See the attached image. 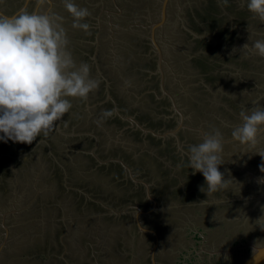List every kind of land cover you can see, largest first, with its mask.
Returning <instances> with one entry per match:
<instances>
[{
	"label": "rangeland",
	"instance_id": "1",
	"mask_svg": "<svg viewBox=\"0 0 264 264\" xmlns=\"http://www.w3.org/2000/svg\"><path fill=\"white\" fill-rule=\"evenodd\" d=\"M7 1L8 0H0V9L9 11V13L6 14L9 15L15 12L24 0H11L12 4L9 5ZM110 1L115 7L107 0L75 1L79 7L89 10L90 16H88L89 18L87 20L93 22L92 19H96L94 21L96 28L94 31L96 33L92 41L93 47L88 48L89 45L82 44V42L78 44L86 48L87 51L85 53L95 67L94 74L98 77H102L103 91L107 90L111 92V84H113L118 95L126 99V94L122 92L126 88L128 92H133L135 94L136 99L138 98L136 101H133L132 107H142L148 104L149 94H153L154 97L163 102L166 101L167 104L164 105L162 103L161 107L159 106V108L165 107L166 113L163 111L165 108L163 110L157 108V110H161V112L154 117L155 120L161 118V127L163 125H168V123L172 121V117H174L173 113H179V115L175 117L177 124H174L172 128L167 131L170 132L174 130L173 128L182 121V125L179 129L181 132L180 141L176 137L175 141H172V138H169V136L172 135H163L165 132H160V130H158L159 132H157V135L161 137L165 145L166 155L164 156L166 160L169 161L178 175L180 173L182 176L181 180L184 179L182 173L188 175L192 174V170L188 173L189 168L187 167V163L184 164L185 162L183 159L185 157L188 160V148L190 145L202 142L199 132L205 131L209 133L214 129H218L222 133L223 152L221 155L223 164L220 166L219 170L224 174L226 180L231 179V181L227 188L221 189V197L214 203L216 206L219 205L221 209H213L207 216L199 217L196 214L199 208L194 207V205L197 206V204H191L189 199L184 200L189 203L185 204V202H181L178 197H174L170 201H167L166 195L168 193L162 194L161 196L157 194L161 199L159 200L155 212L163 211L168 208V218H170L168 239L171 240L173 246L174 244H179V246H176L173 260H179V254H183L186 259L188 258L191 260L190 264H238L240 261L249 257L253 253L255 247L260 248L264 245V201H262L264 200V184L258 182L261 178H264V173L259 172L260 177L256 174L260 165L258 162H262V158L257 155V153L264 152V131L258 135L257 143L254 146L242 145L234 141L231 135L233 131L232 127L242 122L239 119L225 117L221 110L222 108L226 110L229 109L225 100L226 98L231 101L241 99V109L235 111L238 112L237 115L240 117L241 111H247L256 107V103H258L260 98H254V90H261V92L259 91L257 93V96L261 95V97H263L261 100L264 99V58H260V56L257 57L258 55L251 49L253 42L256 40H264V38L257 39L250 36L249 33L250 31H254L257 35H263L264 21L263 23H259V25L256 21H254L253 24L246 23L244 25H236L241 28L243 32L248 31L249 34H239L243 37L241 40L231 39L221 43L222 46L219 52L220 54L222 53L223 56L235 55L236 52H239L241 54L240 58L244 56L245 59L251 58L252 60L247 66L241 63L242 59L228 62L223 61L220 63L221 68H218L221 71H225L226 75H229L227 78L234 77L238 81L235 80V83L240 88V91L238 88H233L236 86L235 84H230L224 80L216 82V86L213 88L205 83L211 90H208V95H205L203 101H200L197 97H200L201 94L197 88L200 86L198 83L204 78L198 75L197 69L193 67L191 62L193 58L191 52L194 47L192 43L193 39L191 36L186 38L184 33L185 31L189 32L191 29L190 20H192V16L190 14L188 15L187 6L194 4L195 0H172L166 7V9L168 8L166 21L164 20L162 25L158 27L155 25L160 21L159 15L161 13L163 0H125L123 4H121L122 0ZM229 2L233 6L239 5L241 7L247 4V0H229ZM36 3L37 0L31 1L28 11H33ZM171 4L174 5L172 8L169 7ZM39 8L40 13L52 15L54 19L59 18L56 22L59 23L66 32L71 31L69 32L71 36H73V32L74 34L76 33L74 30L68 28L70 27L68 23L72 21L73 17L64 7L63 0H52L51 10L45 2L39 5L38 9ZM221 8L225 15H229V10L227 8L223 5H221ZM124 11H126V15ZM94 13L97 14L95 15ZM102 21H104L106 27H104V32L100 33L98 28L101 27ZM85 37H87V35H85ZM193 37H204L213 40V42L220 43L215 40L216 38L213 37V34L208 35L207 33H203L202 35H198L195 33ZM246 42L249 44V47L243 48ZM149 60H152V65L155 67L154 72L150 73V76H157V80L155 81L157 84L155 86V82L152 81L151 78H140L138 75L139 72H143L147 69ZM159 61H161L160 67L162 74L156 72ZM145 82L149 85V89L142 90V85ZM160 86L164 91L163 94ZM107 97V92H104L102 101L106 102L108 99ZM224 97L226 98L223 99ZM112 98L113 95L110 94V99ZM76 99L78 100V97ZM242 100L244 103H242ZM191 102H194V105H192ZM205 102H208V104H205ZM87 107L91 108L90 105ZM258 107H264V100L259 102ZM170 110H173V112L169 115L168 113ZM87 112L92 111L87 110ZM229 112L234 116L232 109H229ZM68 113L64 114V118L62 117L63 119H59L54 123L52 130L47 136L41 134L33 144L14 143L9 140L6 143L2 141L4 145L1 146L2 143L0 142V154L9 156L14 160V167L21 171L17 176V180H21L22 178V186L19 187L20 181L16 182L15 186V188L17 187V190L20 191V196L18 198L15 197V200L11 201V203H14L13 206H10V209H12V207L15 208L13 211L17 212L19 210V216H16V219H19L17 222L18 228L15 226L14 228L17 229H14L13 232L20 230V233L13 238L16 244L7 245L0 250V264H38L41 259L38 258L39 256H36V259H34L35 256H32L31 250L33 248H29L27 243L29 239L33 238L37 241L36 239L39 238V231L42 230L41 228H47L49 231L51 230V234H53L55 230L53 241H56L58 238L60 241L61 233L64 231L66 235V231H68V220L73 222L72 227L74 229H80L81 227L84 229L82 231L83 236L77 238V251L69 249L65 251L70 253L69 255L72 257L73 264L75 261L77 263L80 262L79 259H82L81 264H100L98 257L102 254V251L106 252L100 249V247L97 248L98 246L90 247L83 244L85 240L84 236L89 233V227L91 228L93 222L96 220H79L78 218L80 217L82 208L80 206L77 207L75 202L73 201L72 203L68 197L63 196L65 198H61L62 200L59 199L58 201L60 203L56 206L54 196H59L61 190L58 186L59 182L57 179H54V175L51 174L53 172L51 167L53 166L52 163H50L51 158L50 160L48 158L49 151H51V155H62L64 158L69 156L73 163L69 162L67 159H62V163L78 167L82 172L81 176L83 180L91 181L94 184L99 178H103L102 172L97 174L93 173L92 170L95 168L89 170V165L86 164L87 161L77 155L80 151L90 150L86 149L88 147L87 143L81 142V144H78L80 142H78L74 138L73 133H71V128L76 126V124L72 127L67 124L71 121ZM216 121H218V123H216ZM171 124H173V121ZM217 124H222V126L218 128ZM88 125L90 124L88 123ZM191 128L194 129L189 131L191 135H185L186 129ZM93 129L94 128L85 130ZM191 139L195 140L190 142ZM118 140V144L121 146L122 151H126L127 153L137 150V147L140 145L137 138L132 133L129 135H122ZM167 140H171V142H169V145L166 147ZM171 143L174 146L171 147ZM40 145L43 148H40ZM78 145L84 146V148L81 150L80 148L77 149L76 146ZM162 145L160 146L162 147ZM153 150L160 151L161 149L160 147L154 146ZM15 151H17V153H15ZM71 152H73L72 155ZM68 153L70 155H68ZM148 154L152 155L153 152L147 151V155ZM113 155H115L114 151ZM175 155H178L179 160L173 158ZM147 160L148 159H146V161ZM63 167L65 169V166ZM135 174L136 173L133 172V175ZM157 175L162 179L165 178L164 173L157 171L155 168L147 173L144 180L154 176L156 178ZM73 176L75 175L73 174ZM136 177H138V175H136ZM37 178L40 181L39 183ZM155 178L153 180H155ZM73 182L74 179L72 180V183ZM156 186L160 187V184H156ZM34 187H37L40 191L36 199L27 196L31 193L33 194L31 195L34 196ZM89 187L93 198L97 199V196L102 195V193L98 192L90 183ZM20 188H24L22 192ZM27 188V194H24V190L26 191ZM112 191H114V187ZM136 193L137 192H135V194ZM195 193H198V191H195ZM126 198L127 195L123 197L122 202L125 201ZM189 198L193 200L192 197ZM42 200H44V202ZM97 200H104L107 202L109 197L107 200ZM36 202L38 204H35ZM41 202L43 203L42 205H40ZM8 203H10V200H7L5 203H0V212L2 214L7 213L6 210L9 209ZM93 205L92 203L87 204L88 207H92ZM181 205H190L189 207L186 206L183 210L193 213L197 218L194 216L189 218L185 217L184 220L187 224L183 222L184 225L183 223L179 225V221H183V217L179 216L181 211L179 206ZM231 205L237 207L238 210L235 214L228 215L227 209H229ZM149 207L150 204L147 203L145 209ZM243 207L244 211L241 210ZM174 208L177 210H174ZM99 210H101L98 211L99 213L104 212L100 207ZM112 210L114 209L112 208ZM10 212H12V210H10ZM34 213H37V215L33 216ZM85 217H87V215H85ZM158 217L161 216L158 215ZM56 218H58L57 224H55ZM53 219L55 220L54 223L52 222ZM46 222L48 224L45 226ZM88 224L89 227H87ZM1 226L0 223V243L4 235ZM4 227L7 228L5 225ZM185 228L186 230L184 231ZM179 229L181 233H178ZM70 235L72 236L75 234L71 233ZM8 236L9 234L7 238ZM68 240H70V237H68ZM171 242L169 243L171 244ZM39 243L43 242L40 240ZM49 244L42 249L44 253H40L43 255L44 263L70 264L69 260L64 257V254L61 256L62 260H60V263L59 260H55L54 254L57 256L60 255L59 253L65 250L64 247L59 248L60 246L57 244L51 249L49 248ZM166 248L170 249L167 245ZM193 248L199 254L202 252L200 249H202L207 255V261L204 260L201 254L200 257L197 255V258L193 253ZM182 249H184L186 253L183 252ZM21 251L22 253L24 252V255ZM151 251V248L144 251V262L149 261ZM161 252L164 253L163 250H161ZM120 256L122 258L119 257V259L124 263H141L140 258L142 257L138 250L135 251V243L132 244L129 252L120 253ZM102 258H105V255H103ZM137 261L139 263H137Z\"/></svg>",
	"mask_w": 264,
	"mask_h": 264
},
{
	"label": "clouds",
	"instance_id": "2",
	"mask_svg": "<svg viewBox=\"0 0 264 264\" xmlns=\"http://www.w3.org/2000/svg\"><path fill=\"white\" fill-rule=\"evenodd\" d=\"M223 2L227 5L228 0ZM43 3L37 0V6ZM63 3L73 17L72 27L87 32L90 25L83 21L90 16L89 10L79 7L75 0ZM246 6L252 18L264 21V0H247ZM58 19L26 8L12 16L0 14V141L32 144L41 134L47 136L54 122L70 111L69 97L85 98L98 86L89 77L87 64L75 67ZM248 47V43L243 46ZM251 49L264 58V40L253 42ZM240 118L242 123L233 129L232 139L254 146L264 131V107L241 111ZM222 152V133L218 129L204 134L202 142L188 148L187 167L193 175H203L206 187L201 185L199 190L207 196L227 188L231 181L219 170ZM257 155L262 158L259 171L264 173V152ZM258 182L264 184V178ZM257 256L264 259V250L258 252L255 247L253 258L257 260Z\"/></svg>",
	"mask_w": 264,
	"mask_h": 264
},
{
	"label": "crops",
	"instance_id": "3",
	"mask_svg": "<svg viewBox=\"0 0 264 264\" xmlns=\"http://www.w3.org/2000/svg\"><path fill=\"white\" fill-rule=\"evenodd\" d=\"M147 77L149 79L152 76H150V74H149ZM147 77H145V78H147ZM93 80L98 82V86L96 88L103 87L102 77H98L96 74H94ZM146 86H147V83L143 84L142 90H145ZM95 89L93 91H91V93H89V95L92 94L91 96H93ZM104 92H106V90L103 91L102 96H98V97L95 96L96 98L94 100L92 98L85 100L83 107H84V113L86 116L84 114H82L80 116L81 119L78 121L79 127L74 128L71 126V123H67L69 126L72 127L71 133H73L74 138L78 142H80L78 144H81V142L87 143L88 147L86 149L90 150V151H80V153H78L77 155L82 157L83 159H85L87 161L86 164L89 165L88 166L89 170H92L93 168H95L94 170H92L93 173L97 174V173L102 172L103 178H99L98 181L95 182L94 184L91 181L90 182L87 180L85 181V180H83V178L81 176L82 172L80 171V169L78 167L71 166L70 164H67V163H64V164L62 163V161H61L62 159H67L69 162L73 163V161L70 159L69 156L67 158H64L62 155H60V156L59 155L56 156L55 154L51 155V151H49V157H48L49 160L51 158L50 163H52V166H53V167H51L53 169V172L51 174H53L54 179H57V181L59 182L58 186L60 187V190H61V193L59 196L58 195L54 196L55 201H56V206L58 203H60L58 201L59 199L68 197V199L71 200L72 203H73V201L75 202V205H77V207L80 206L82 208V210L80 211L81 212L80 217L78 218L79 220H81V219L93 220V221L96 220L95 222H93L91 228L89 227V224L87 225V227H89V229H88L89 233L87 234V236L84 240L85 242L83 241V244L88 245L90 247L91 246H94V247L100 246L101 247L102 245H104L105 243L101 244V242H100V236L103 235V233H105L107 231L109 233H111L112 230L124 228V229H127L128 231L129 230H131V231L136 230V233H137L138 231L135 227L136 226L139 227V225H140V222L138 225L137 220H138L139 215H141L142 211L144 210L143 205L148 203V204H150V207H154L153 203H152V199L156 200L158 202L161 199V197L157 196V194L155 192H153V189L152 190L148 189V186L156 187V184H159V183L162 184V181H161L159 175H157L156 178L154 176V177H150V178H147L144 180V177L147 175V172L149 171V166L148 167L145 166V164H146L145 163L143 165H138L139 166L138 172L139 171L140 172L138 174L139 176L135 177L136 179H133V180L128 179L127 174L129 173V169H131V173H133V172L136 173V172L134 171V168H131V167L128 168L124 164L123 159L129 161L132 158H134L132 160L136 161L137 158L144 157V159H148V160H151L152 162H154L159 167V169L162 173L168 172L171 178L177 179V184L175 183L176 186H175V184L173 186L177 187L180 184H182V186H183V188H182L183 193L182 194L188 195V196H184V197H182L180 195V198H182L181 202H185V204H189V203L187 201H184V200H187L189 197L192 196V194H195V191H198V193H200L201 203L205 202L206 200H209L210 198H216L217 197L215 193L207 196L206 193L201 192L199 190V187L202 184H200L199 181L189 180L186 187H184V182H183V180H181L182 176L180 175V173L178 175V173L175 171V169L170 165L169 161L166 160V158L164 156V155H166L165 145L163 144L161 137H158L157 132H159L158 130H160V132L169 130L170 128H172V126L174 124H177V121H175V117H174V119H172L173 124H171L172 121H170V123H168V125H163L161 127L162 122L160 121V123H159L158 122L159 119L155 120V118H154L155 116L160 114L159 113L160 111H158L157 108L154 107L153 105H151L149 102H148V104H145L142 107H140V106L132 107L133 101H136L138 99V98L136 99V96L133 92H128L126 90V88L122 91L124 94H126L125 95L126 100H125L124 106H119L118 103L116 104L117 101L115 100L116 101L115 102L113 100V98L111 100L107 99L106 102L102 101V97L104 96ZM129 101H131V102H129ZM108 102L113 103V104L111 103L112 112L115 114V116L118 113L121 114V115H118L119 117L116 121H115V119H110L108 121H105V119H104L105 115H104L101 107H105V104ZM89 105L91 106V108L87 107ZM117 106H118L119 110H118ZM86 109L90 110L92 112H87ZM165 111H166V108H165ZM173 115L178 116V112L173 113ZM89 117H93V119H94V127H93L94 129L93 130H85V129L92 128L91 126L88 125V122H87ZM186 132H189V131L186 129ZM130 133L135 135V137L137 138L140 145H139V147H137V150L129 151L127 153L126 151H122L121 146L118 144L119 143L118 139L120 136L129 135ZM169 138H172V141H175V138L173 136H169ZM169 138H167V139H169ZM34 142H35V140H34ZM169 142H171V140L166 141V147H167V145H169ZM152 145H154L156 147H160L161 150L160 151L153 150L154 146L151 147ZM160 145H162V147ZM172 146H174V145L171 143V147ZM76 147H77V149L80 148V150L82 148H84V146H80V145H78ZM113 151L115 152L116 156L113 155ZM147 151H152L153 154L147 155ZM167 152H170V151H167ZM15 153H17V151H15ZM72 154H73V152H71V155ZM68 155H70V154L68 153ZM147 157H149V158H147ZM3 158L5 160H3ZM173 158H176L177 160H179L178 155L173 156ZM183 161L185 162L184 164L187 163V159L185 157H184ZM13 162H14V160L11 159L9 156H5V155L0 154V203H5V202H7V200L8 201L10 200V203H8L9 209L6 210L7 213L2 214L0 212V215H1L0 216V223L2 225L1 227L3 228L1 230L4 231L3 240L0 243V248L6 247L7 245H13V243L16 244V242L14 241L13 238L15 235H18L20 233V230L17 232H13L14 229L18 228L17 222L19 221V219H16L17 218L16 216H19V210L17 212L13 211L15 209L14 207H12V209H10L11 208L10 206H13V204H14L13 202L11 203V201H14L15 197L18 198L20 196V191L17 190V187L15 188L16 182L20 181L19 187L22 186V183H21L22 178H21V180H17V176L19 175V173L21 171L18 168L14 167ZM115 162H120V164H122L123 169L119 170V167L116 166ZM62 165L65 166L66 171ZM156 165L151 167V170H153L155 168L157 169ZM107 171H109L110 173H107ZM72 172L75 176H73ZM190 172H191V169L189 168V173ZM197 174L201 175L202 180L204 179V177L201 173H197ZM55 175H56V178H55ZM191 175H193V174H191ZM9 177H12V178H9ZM154 178H155V180H153ZM73 179H74V182L72 183ZM102 179L105 181H103ZM37 180H38V178H37ZM39 182L40 181L38 180V183ZM89 183L98 192L102 193V195L97 196V199H106L107 200V198L109 197V200L107 202H105L104 200H97V199L93 198V195L90 193L91 189L89 187ZM116 184L120 185L119 188H123L125 186H130L134 190H139L140 191L139 193L140 194L142 193V196H143L142 202H140L136 196H133V197L130 196V194L132 192L128 193L126 200L122 202V199L125 196H122L120 194V196L118 197V196H115L116 194L109 191V188L111 189L113 187V185H116ZM145 184H148V185H145ZM203 185L205 186V183ZM87 186L89 187V189ZM3 189H5V190H3ZM23 189L24 188H20L21 192L23 191ZM34 190H35L34 196H32L33 195L32 193H31L32 195L29 194L27 196H29V197L31 196L30 198L34 197V199H36L38 196V193H40V191L37 189V187H34ZM27 191H28V188L26 189V191L24 190V194H27ZM104 193H106V194H104ZM119 193H117V195ZM13 195H14V197H13ZM63 196H65V197H63ZM31 201H29V202H31ZM42 201L44 202V200H42ZM189 202L191 204H195L193 201L189 200ZM88 203H92L95 206L93 205L92 207H88L87 206ZM35 204H38V203L36 202ZM42 204L43 203L41 202L40 205H42ZM99 205H101V206H99ZM97 206H99L102 209V211L104 210V212L99 213L98 211H101V210H99V207H97ZM186 206L189 207L190 205H183V206L181 205V206H179V208L184 207L183 209H185ZM191 206H193V205H191ZM201 207L202 208L199 209L200 214L197 213V215L201 216L206 211L205 216H207L209 214L208 210H205L204 209L205 207H203L202 205H201ZM112 208L114 210H112ZM154 209H156V207ZM10 210H12V212H10ZM176 214H177V212H176ZM179 214H180L179 216L183 217V221L182 222L179 221V225H181L183 222L186 223L184 220L185 217L186 218H189L191 216L196 217L193 213L187 212L184 210L180 211ZM85 215H87V217H85ZM59 216H61V215H59ZM105 218L111 219L112 221L110 223H105V220H104ZM57 220H58V218H56V222H55V220L53 219L52 222L53 223L55 222V224H57ZM136 221H137V224H136ZM68 222H69V224H68L69 228H68V231H66V235H65V233L61 234V236L63 235V237L64 236L66 237V241H64L63 239L60 238V244L63 247L65 246L64 249H68V248H72L74 246H77V238L79 236L83 235L82 231L84 230L83 227H81L80 229H76V228L74 229L73 228V230H74L73 232L75 235L71 236L70 234L72 232H71L70 228H72L73 222H71L70 220H68ZM184 223H183V225H184ZM189 223H191V222H189ZM4 225L7 228H5ZM46 225H47V222L45 223V226ZM15 226L17 228H14ZM176 228H179V227H176ZM41 229H42L41 230L42 232L39 231V238H37L39 241L41 240L42 242H44V241H50L51 242L54 240L55 230H54V233L51 234V230L49 231L47 228H45V229L41 228ZM75 230H76V232H75ZM185 230H186V228L184 229V231ZM179 231H181V230L179 229ZM45 232H46V236H45ZM8 234H9V236L7 238ZM68 237H70V240H68ZM34 241H35V239L32 238V239H29V241L27 243L31 244ZM120 241L122 243H132L133 244L134 243L133 242L134 241V235L131 232L124 233V239H122ZM200 251H202L200 253L201 255L205 254V252L202 249H200ZM193 253L196 257H197V255H198V257L201 256L194 248H193Z\"/></svg>",
	"mask_w": 264,
	"mask_h": 264
},
{
	"label": "flooded vegetation",
	"instance_id": "4",
	"mask_svg": "<svg viewBox=\"0 0 264 264\" xmlns=\"http://www.w3.org/2000/svg\"><path fill=\"white\" fill-rule=\"evenodd\" d=\"M31 1H33V0H31ZM31 1L26 6L27 10H28V7H30ZM107 1L112 6L115 7V5H113V3H111L110 0H107ZM171 1L172 0H169L167 5ZM7 2H8V5L12 4L11 0H8ZM24 2H25V0L19 6V8H17V10H15V12L18 11L24 5ZM44 2L46 3V1H44ZM123 3H125V0H122L121 4H123ZM230 4L231 3L229 2V0H228L227 5L224 4L223 0H195L194 4H191L190 6H187L188 7L187 8V10H188L187 13H188V15L190 14L192 16L191 17L192 20H190L191 29H190L189 32L186 31V34L189 37L191 36V38L193 39L192 40L193 42L195 41L197 43V51L199 49H204V47L206 46V43L209 44L212 47L211 50H208L207 52L205 51L204 53H206L207 55H213V54L220 55V61L221 62L224 61V60H226V62L233 61L230 58L231 55H229V56L224 55L223 56L222 53L220 54L219 50L221 49L220 47L222 46L221 43H223L225 41H228V40H231V39H238V40L240 39L241 40L243 37H241V35H239V34H244V33L246 35H248L250 33V36H252L254 38H257V39L258 38L259 39H263L264 38V34L263 35H257V34H255L254 31H250L249 33H248V31L247 32H243L241 28L237 27L236 25H244L246 23H252L253 24L254 21H256V23H258V25H259V23H263V21H261L259 19H256V18H252V17L244 18L243 13H244V11H248L247 10V6L245 8H243V7L238 5V6H235L236 8H230ZM221 5H223L225 8H227L229 11L230 10L232 11V16L230 18L226 17L225 13L223 12V9H220ZM36 6H37V3H36ZM173 6L174 5L171 4L169 7L172 8ZM35 7L33 8V10L35 9ZM10 8H12V7H10ZM40 8H41V6H40ZM40 8L38 9V12L40 11ZM48 8L51 10L52 5L48 6ZM240 8H243L244 10L242 12H233L236 9L240 10ZM49 9H48V11H49ZM167 9H165L166 11H165V14H164L165 21H166V16H167ZM0 12H2V14H5V15L9 13V11H7V10L3 11V9H0ZM15 12L10 13L7 16H12ZM124 13L126 15V11H124ZM94 14L96 15L97 13H94ZM159 17H160V21L155 25L156 27L162 25L161 19L164 20L162 12L160 13ZM88 18L89 17H86L84 19V21H83V22H85V23L90 25V27H89L87 32L84 31V30H81V29L73 28L72 27L73 19H72V21L70 23H68L70 25V27H68V28L71 29V30H74L76 33L74 34V32L72 31L73 34L72 33L71 34L73 36H71L70 33H69L71 31H69V32H66L65 30L64 31L66 33V39H67L66 51H67L68 54H70V56H71V58H72V60L74 62L75 67L79 68L82 64H87L89 66V70H90L89 71V77L91 79H93L94 78V73H95V67L92 65L90 59L87 57L88 55L85 53L87 51L86 48H84L83 46H80L78 44L79 42H82V44L83 43L84 44H88L89 45L88 48L93 47V44H92L93 42L92 41L94 40V34L96 33L94 31L96 29L94 21L96 19H92L93 22H91L90 20H87ZM206 19L208 20V22H210V24H213V26H214V30L213 31H209V29L207 30L206 27L204 28V25L207 22ZM251 20H253V21H251ZM160 22H161V24H159ZM155 26H154V28H155ZM104 27H106V24L104 23V21H102L101 27H99V28L97 27L98 31L100 33H103L104 32ZM199 30H201V32H199ZM230 31H232V33H234V36L232 35V33ZM195 33L198 34V35H202L203 33H207L208 35H212L213 34V37L216 38L215 40L219 41L220 43L213 42V40L208 39V38H204V37L203 38L202 37H200V38L199 37L198 38L195 37L194 38L193 36H194ZM216 34H218V36ZM85 35H87V37H85ZM187 35H186V38L188 37ZM191 38H189V39H191ZM257 57H259V56H257ZM260 58H262V57H260ZM149 61H148V65H149ZM220 61L217 62L218 65H220V63H221ZM220 67H221V65H220ZM143 72H147L148 73L150 71L148 70V67H147V69L145 71H143ZM139 73H142V72H139ZM156 80H157V76H155L152 81L155 82ZM156 84H157V82H155L154 86ZM199 85L202 88H204L205 90H207V91H208L207 88L210 89V87L206 86V84H204V85L199 84ZM111 87L112 88H111L110 94L113 95V100L114 101L116 100L117 102L116 101L115 102H116V104L118 103L119 106H124L126 99L124 97H120L118 95V93L114 89V85L113 84H111ZM103 88L104 87L96 88L93 96H91L92 94L91 95L88 94L85 98H79L78 97V100L76 98H71V97L68 98L70 100L71 104H72L70 112L68 113V115H69V117L71 119V121H70L71 126L76 124V126H74V128L79 127L78 121L81 119L80 116L82 114L85 115L84 107H83L85 99H91L92 98L94 100L96 97L102 96L103 94L101 95V92L103 91ZM150 88H151V86H150ZM146 89H149V85H147L145 87V90ZM259 91L261 92V90H254L253 91L254 98L255 97H256V99L260 98L258 103H256V107H258L259 102H262V100H264V99L261 100V98H263V97H261V95L257 96V93ZM158 96H159V94H158ZM148 99H149V103L151 105H153L154 107L158 108V109H162L163 110L165 107L159 108V106L161 107L162 103L164 105L167 104L166 101L163 102L160 99H157L156 97H154L153 94H149L148 95ZM226 102H227V106L229 107V109L233 110L234 116L229 112V109L228 110L224 109V111H227L228 115L227 114L225 115V113L221 110L223 115L225 117H229L231 119L235 118V119H239L241 121L240 117L237 115L238 112H235L238 109H241L240 101L236 102V103H232L230 101H226ZM111 103L112 102H108V103L105 104V107H101V109H102L104 114L105 113H109L108 115H105V117H104L105 121H108L110 119H115V121H116L118 119V117H119L118 115H121V114L118 113L115 116V114L112 112ZM117 108H118V106H117ZM118 110H119V108H118ZM163 111L166 113L165 110H163ZM169 114H171V113H169ZM174 117H176V116H174ZM174 117H172V118L174 119ZM63 118H61V119H63ZM160 121H161V119H159L158 122L160 123ZM87 122L90 124L89 126L93 125L91 127L92 128L94 127V119H93V117H89ZM54 123H56V122H54ZM216 123H218V121H216ZM217 125H218V128H220L222 126V124H217ZM236 126H238V125H234L232 127V129H234ZM161 132H165V131H161ZM179 137H181L180 134H179ZM201 139H203V138H201ZM193 140H195V139H191L190 142L193 141ZM131 160L127 161V160L123 159V162L128 168L129 167L134 168V171L136 173L138 172V167H139L138 165H143V164L146 163L145 166H147V167L149 166V171L151 170V167L156 165L154 162H150L151 160L150 161L149 160L146 161V159H144V157H139V158L136 159V161L135 160L131 161ZM115 164H116V166L119 167V170L123 169L122 164H120V162H115ZM258 164H261V161L258 162ZM157 171H160L158 166H157ZM139 172L137 174H135V175H132L133 173H131V169H129V173L127 174L128 175V179H131V180L136 179L135 177H136V175L139 174ZM259 172L260 171L258 169L256 171V174L258 175V177H260V173ZM107 173H110V172L107 171ZM182 174L184 176V179H183L184 187H186V185L189 182V180L199 181L200 184H202V185L205 183L204 179L203 180L201 179V175L200 174H197V173L195 175H188L186 173H182ZM164 175H165L164 179L160 178L161 181H162V184L159 183L161 185L160 187H162V188H160L159 186H156V187L148 186V189H150V190L153 189V192H155L156 194H159V196H161L162 194L168 193L167 196H166V200L167 201H170L174 197H178V199L181 201L182 198H180V195L182 197L188 196V195H183L182 194L183 193L182 184H180L177 187L173 186L175 183L177 184V179L171 178L168 172H165ZM176 184H175V186H176ZM119 186L120 185H117V184L113 185L114 191H112L113 187L111 189L109 188V190L111 192H113L114 194H116L115 196H118V197L120 196V194L122 196H126L128 193L132 192L131 193L132 195L130 194V196H132V197L136 196L139 199V201L142 202L143 196H142V193L141 194L139 193L140 192L139 190H134L130 186H125L123 188H119ZM135 192H137V193L135 194ZM117 193H119V194L117 195ZM220 193H221V190L215 192V194L217 196L216 198H210L209 200H206L205 202H202V203H201V195H200V193L192 194L191 197H192L193 200H191L188 197L187 198L190 201H193L195 204H197L198 207L195 206V205H194V207L200 209V208H202L201 207V205H202L203 207H205L204 209L208 210V212L210 214V211H212L213 209H217V208L221 209V207L219 205L218 206L214 205L215 201L217 199H219V197H221ZM138 194H139V196H138ZM250 201H252V200H250ZM262 201H264V200H262ZM156 203L158 205L159 202L156 201ZM209 206H211V207H209ZM143 207H144V210L142 211L141 215H139L138 220L140 222V225L143 226L146 229V231H144L142 229V227L140 228V227L136 226L135 228L138 231L137 233H136V230H134V231L129 230L128 231L127 229H124V228L112 230L111 233H109L108 231L103 233V235L100 236V242H101V244L102 243H105V244L102 245L101 247L98 246V248L100 247V249H102V250H104L106 252L102 251V254L98 257L99 263L100 264H128V263H124L121 259H119V257H121L120 253L129 252V249L131 248V246H132L131 244L132 243H122L120 240L124 239V233L131 232L134 235V241L133 242L135 243V251L138 250L140 255H141V257H142V258H140V261H141L140 264H153L152 263L151 254L149 256V261H145L144 262L143 253L148 248H151L153 250L156 242H157L158 246H157V248L154 251L155 264H190L191 260L188 259V258L186 259V257H184L183 254H179V260H173L174 257H175L174 252H175L176 246H179V244L178 245L174 244V246H173V243L171 242V240L168 239L169 225H170V218H168V215H169L168 208L164 209L163 211H159V212L156 211L155 212V211L152 210L153 207H149L148 209H145L147 207V204H144ZM157 207H156V209H157ZM183 208L184 207L180 208V210L182 211ZM174 210H177V209L174 208ZM237 210H238L237 207H235L234 205H231L230 208L227 209L228 215L235 214L237 212ZM241 210L244 211V207ZM197 213L200 214L199 210L196 212V214ZM205 214H206V211H205V213L203 215H201L199 217L205 216ZM36 215H37V213H34L33 216H36ZM158 215L161 216V217H158ZM104 220H105V223H110L112 221L111 219H108V218H105ZM137 221H136V224H137ZM70 229H71V232L74 233L73 232L74 231L73 227L70 228ZM178 233H181V231L178 230ZM61 234H64V231ZM156 235H157L158 238H156ZM86 236L87 235H85L84 237L86 238ZM62 237H63V235L62 236L60 235V238L63 239L64 241H66L65 240L66 237L65 236L63 238ZM39 242L40 241L37 239V241H34L31 244H28L29 248H33L32 250L31 249H29V250L32 251V256H35L34 259H36L38 256H39L38 258L41 259V261L38 264H46V262L45 263L43 262V255H41L40 253H44V252H42V249L49 244V241H44L43 243H39ZM169 242H171V244ZM57 244H59V246H60L59 248H63V246L60 244L59 238L56 241L50 242L49 248L52 249ZM166 245L169 246L170 249H167ZM49 248H47V249H49ZM256 248H259V247H256ZM47 249H46V251H47ZM68 249L77 251L76 250L77 249L76 246H74L72 248H68ZM160 249L163 250L164 253H162ZM65 251H66V249L61 251V253H59L60 255H58V256L54 254L55 260H59V263H60V260H62L61 256H62V254H64V257L69 260L70 264H73L72 263V257L69 255L70 253L69 252H65ZM182 251L185 252L184 249H182ZM21 253H22V251H21ZM151 253H152V251H151ZM22 254L24 255V252ZM103 255H105V258H102ZM203 257H204V260L207 261L206 260L207 255L204 254ZM74 259H76V258H74ZM184 259H186V260H184ZM81 260L82 259H79L80 262H78V263L75 261L74 264H81ZM137 263H139V262L137 261Z\"/></svg>",
	"mask_w": 264,
	"mask_h": 264
},
{
	"label": "trees",
	"instance_id": "5",
	"mask_svg": "<svg viewBox=\"0 0 264 264\" xmlns=\"http://www.w3.org/2000/svg\"><path fill=\"white\" fill-rule=\"evenodd\" d=\"M245 7H246V5L243 6V8H245ZM230 8H236V7L233 6L232 4H230ZM243 8H240V10L236 9L233 12H242L244 10ZM220 9H222V8H220ZM231 16H232V11L230 10L229 11V15H226V17L230 18ZM243 16H244V18L252 17L248 13V11H244ZM251 21H253V20H251ZM205 27L207 28V30L209 29V31H213L214 30L213 24H210V22H208V20H207L206 24L204 25V28ZM199 32H201V30H199ZM230 32L232 33V31H230ZM184 33H185V35H187L186 31ZM218 34H216V35L218 36ZM232 35L234 36V33H232ZM192 43H193L194 47H193L192 52H191V54L193 55V58L191 59V62L193 64V67L197 69L198 75L200 77L204 78L203 80H204L205 83L209 84L212 88L215 87L216 86V82H218L220 80H224V81H227L230 84H235L236 85V83H235L236 79H234L233 77L227 78L229 75H226L225 71L222 70V72H221V70L218 69V68H221L220 65H218V63H217V62L220 61V55H218V54L207 55L206 53H204L205 51L207 52L208 50H211L212 47L209 44L206 43V46L204 47V49H199L200 51L199 50L197 51V43L195 41L192 42ZM240 56H241V54L239 52H236L235 55H231L230 58L233 61H236L238 59H242L241 63L242 64H246V66L251 63V61H252L251 59H248V58L245 59L244 56L240 58ZM224 61L226 62V60H224ZM147 67H148V70L150 72H153L155 70L154 66L152 65V61L151 60L149 61V65ZM150 72H148V73L147 72H142V73H138V74L140 75V78L141 77L145 78V77H147L150 74ZM154 77L155 76H152L151 80H153ZM233 88H238V90L240 91V88L238 87V85L234 86ZM197 90H199L200 94H201V96L197 97V98L200 101H203L205 95H208L209 92L207 90H205L204 88H202L201 86H199L197 88ZM225 98L226 97H224L223 99H225ZM225 100L226 101H230L232 103H236V102L241 101V99H235L234 101H231L228 98H226ZM246 102H248V101H246ZM191 103H192V105H194V102H191ZM242 103H244L243 100H242ZM205 104H208V102H205ZM222 111L225 113V115L226 114L228 115L227 111H224L223 108H222ZM189 133L190 132H186L185 134L188 135ZM0 135H2V134H0ZM1 143H2V141H1ZM33 143H35V142L33 141ZM3 145H4V143H2L1 146H3ZM40 148H43V147L40 145ZM3 160H5V159L3 158Z\"/></svg>",
	"mask_w": 264,
	"mask_h": 264
},
{
	"label": "water",
	"instance_id": "6",
	"mask_svg": "<svg viewBox=\"0 0 264 264\" xmlns=\"http://www.w3.org/2000/svg\"><path fill=\"white\" fill-rule=\"evenodd\" d=\"M31 0H25V2H24V5L21 7V8H26V6H27V4L30 2ZM44 1H46V3L48 4V6H51L52 5V0H44ZM168 1L169 0H163L162 1V8H161V12L163 13V14H165V9H166V7H167V3H168ZM38 7V6H37ZM37 7H35V9L34 10H36V11H38V8ZM20 8V9H21ZM19 9V10H20ZM18 10V11H19ZM18 11H16L14 14H16ZM0 14H2V12H0ZM13 14V15H14ZM3 15H5V14H3ZM163 19H161V22L163 23ZM161 22L159 23V24H161ZM152 37H153V31H152ZM160 64H161V61H159L158 62V65H157V70H156V72L158 73V74H162V70H161V67H160ZM198 84H202V85H204L205 83H204V81L203 80H201ZM160 88H161V91H162V93H164V91L162 90V87L160 86ZM208 90H210L209 88H207ZM106 92H107V98H108V100H111L110 99V92H108L107 90H106ZM166 94V93H165ZM169 98H170V96H169ZM171 99V98H170ZM172 102H173V100H172ZM175 107V106H174ZM161 112V111H160ZM173 111L172 110H170L169 111V113H172ZM177 113V112H176ZM178 115H179V113H178ZM144 129V128H143ZM174 130H172V131H170V132H167L166 133V135H172V136H174V138L176 137V138H178L179 139V141H180V137H179V134L181 133L180 132V123H178V125L175 127V128H173ZM188 131H192V130H194L193 128H191V129H187ZM197 131V130H196ZM199 134H200V136H201V138H203V136H204V134H206V132L205 131H200L199 132ZM163 135H165L164 133H163ZM223 141V140H222ZM145 185H147V184H145ZM151 198V197H150ZM152 199V198H151ZM152 203H153V211H155L156 209H154L155 207H157L158 205H157V203H156V201L155 200H153L152 199ZM138 225H139V220H138ZM140 228H141V226H139ZM156 238H158L157 237V235H156ZM157 246H158V244H157V242L155 243V246H154V248H153V250H152V253H151V256H152V263L153 264H155V260H154V251H155V249L157 248ZM2 248V247H1ZM1 248H0V250H1ZM257 249V251L259 252V251H261V250H264V245L263 246H261L260 248H256ZM238 264H264V259H261L259 256H257V260H255L254 258H253V253L249 256V257H247L245 260H242V261H240Z\"/></svg>",
	"mask_w": 264,
	"mask_h": 264
},
{
	"label": "bare ground",
	"instance_id": "7",
	"mask_svg": "<svg viewBox=\"0 0 264 264\" xmlns=\"http://www.w3.org/2000/svg\"><path fill=\"white\" fill-rule=\"evenodd\" d=\"M164 15V14H163ZM163 18H164V20H165V16H163ZM182 119V118H181ZM182 125V121L180 122V126ZM168 131H165V135H166V133H167ZM168 136V135H167ZM262 197V196H261Z\"/></svg>",
	"mask_w": 264,
	"mask_h": 264
}]
</instances>
